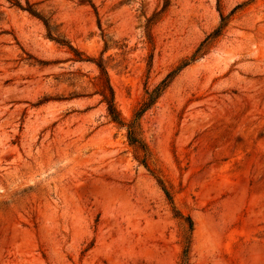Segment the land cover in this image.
<instances>
[{"label": "rangeland", "instance_id": "1", "mask_svg": "<svg viewBox=\"0 0 264 264\" xmlns=\"http://www.w3.org/2000/svg\"><path fill=\"white\" fill-rule=\"evenodd\" d=\"M27 1L126 123L243 6L140 117L144 167L96 66L0 0V264H264V0Z\"/></svg>", "mask_w": 264, "mask_h": 264}, {"label": "trees", "instance_id": "2", "mask_svg": "<svg viewBox=\"0 0 264 264\" xmlns=\"http://www.w3.org/2000/svg\"><path fill=\"white\" fill-rule=\"evenodd\" d=\"M166 2V1H165ZM9 3H11L13 6L20 8L24 11H26L29 15L39 19L42 24L44 25L47 33L48 38L55 42L56 44L60 46L67 47V49L74 53L75 61L77 62H90L94 64L98 70V76L96 78V84L95 86V93L100 97V103H103L105 106L106 114L113 124L117 125L119 128H125L126 130V138L128 141V144L130 147H132L138 156L136 157L137 162L144 167H147V160H149L150 152L147 148V146L141 141L139 138L140 135V117L142 114L150 109L156 100L162 95V93L165 91V89L168 87V85L171 83L173 77L184 67L188 66L190 63L195 62L198 60L202 55H204L207 50L211 47V45L217 40L219 37L222 36L224 33V30L226 29L230 16L236 11L242 8L243 5L236 6L228 16H224L221 13H219V23L218 26L209 34L207 37L199 44L198 48L194 51L191 58L188 59L186 62H184L181 66L176 68L174 71H172L170 74L166 76L165 79H163L152 91L149 93H146L147 98L145 101H143L138 109L134 112L132 115V119L126 123L122 117L120 116L119 112L116 110L115 104H114V95L112 88L109 84V80L107 77L106 68L103 65L101 60L93 61L92 59H88L86 57H83L82 54L75 51L68 43L61 41L60 39H55L51 36L49 31V25L45 19H43L38 13L33 11L31 9V5L28 3V1H25V7H22L20 3L17 0H9ZM92 6V5H91ZM166 7V4L165 6ZM151 21V20H149ZM162 192L166 196V198L170 201V197L168 192L164 189L162 186V183L160 181H157ZM189 229L191 228V221L189 218L186 219ZM185 249H187L185 247ZM180 264H187V250H184V254L182 257V260Z\"/></svg>", "mask_w": 264, "mask_h": 264}]
</instances>
